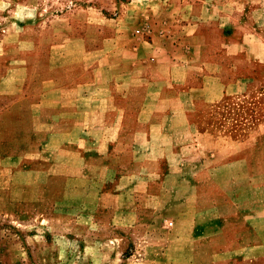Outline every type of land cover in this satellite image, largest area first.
<instances>
[{
	"label": "crops",
	"instance_id": "1",
	"mask_svg": "<svg viewBox=\"0 0 264 264\" xmlns=\"http://www.w3.org/2000/svg\"><path fill=\"white\" fill-rule=\"evenodd\" d=\"M169 2L128 1L117 20L94 6L75 11L68 33L32 35L36 49L13 57L22 64L21 81L2 86L0 121L29 129L0 138L7 197L22 212L44 210L62 234L85 235L87 251L131 249L136 255L126 264H152L153 247L167 251L169 225L182 222L188 239V224L201 211L194 187L197 197H244L233 190L241 176L228 178L225 193L218 178L213 192L202 191L189 167L171 157L179 153L177 139L209 135L197 128L188 99L216 71L205 61L199 26L161 29ZM110 24L115 29L107 31ZM146 24L151 31L135 36Z\"/></svg>",
	"mask_w": 264,
	"mask_h": 264
},
{
	"label": "rangeland",
	"instance_id": "2",
	"mask_svg": "<svg viewBox=\"0 0 264 264\" xmlns=\"http://www.w3.org/2000/svg\"><path fill=\"white\" fill-rule=\"evenodd\" d=\"M128 1L133 2L0 0V102L6 81H21L22 64L13 57L18 50L36 49V43L29 41L32 35L68 33L75 11L88 6L103 18L117 20ZM134 1L139 5L142 0ZM169 5L171 13L161 21V29L176 32L181 26H199L205 61L216 71L207 72L199 82V86L205 82V89L188 99L197 128L209 135L177 139L179 153L171 157L189 167L186 172L199 181L202 191L213 192L218 178L219 190L225 193L232 189L228 178L241 176L243 185H234L233 190L244 197H197L194 187L192 200L201 211L188 224V239L182 222L169 225L173 243L167 251L159 253L153 247L147 254L154 258L152 264H264V0H170ZM129 19L134 25L136 19ZM106 29L115 28L110 24ZM147 30L151 31L150 25H143L134 35L143 38ZM229 52L236 56H228ZM13 126L0 121V138L29 131ZM230 162H236V170H229ZM8 181L9 175L0 171V264H105L113 257L126 264L136 255L131 249L87 251L85 235L76 239L62 234L44 210H18L7 197ZM246 193L253 197H245Z\"/></svg>",
	"mask_w": 264,
	"mask_h": 264
},
{
	"label": "built area",
	"instance_id": "3",
	"mask_svg": "<svg viewBox=\"0 0 264 264\" xmlns=\"http://www.w3.org/2000/svg\"><path fill=\"white\" fill-rule=\"evenodd\" d=\"M138 33H141V31H139ZM172 224V223H171Z\"/></svg>",
	"mask_w": 264,
	"mask_h": 264
}]
</instances>
